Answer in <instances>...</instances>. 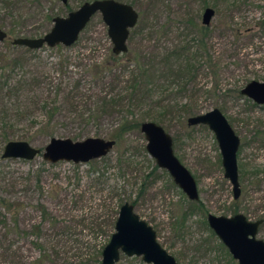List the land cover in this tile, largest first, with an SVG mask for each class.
<instances>
[{
  "label": "rangeland",
  "instance_id": "1",
  "mask_svg": "<svg viewBox=\"0 0 264 264\" xmlns=\"http://www.w3.org/2000/svg\"><path fill=\"white\" fill-rule=\"evenodd\" d=\"M85 1L91 0H68L66 4L58 0H3L0 26L7 30L16 21L15 34L39 37L50 29L49 17L66 16ZM117 1L138 11V26L147 27L156 18L171 23L172 33L192 22L201 24L204 9H214L205 38L213 64L204 62L198 78L201 84L210 86L215 80L211 74L214 70L217 86L210 96L199 101H204L201 112L218 108L240 139L239 198L233 199L231 184L224 178L214 134L205 125L188 126V116L182 112L171 114L159 125L171 135L174 155L194 177L199 203L190 204L168 172L156 165L145 150L146 141L140 131L125 134L115 140L107 155L86 163H50L41 154L31 160L3 159L1 153L10 140H24L43 151L51 138L34 133L35 127H28V120L18 117L16 109L27 103V91L20 93V100L16 96L8 100V87L4 90L0 87V198L24 200L29 212L26 222L38 220L35 206L43 203L57 218L58 232L63 230L66 239L61 234L60 237L64 239V254L70 258L84 251L85 240L86 247L91 239L103 247L114 229L108 228L97 236L101 233L99 226L106 224L111 209L118 210L119 201L135 200L134 212L154 229L157 241L178 264H237L209 228L206 216L242 213L251 221L263 219L257 238L264 240V105H257L240 93L251 80L264 82V0ZM190 33L195 34V30L190 29ZM133 45H142L140 35L128 38L127 46ZM25 48L8 41L0 43V56L22 59L20 67L10 73L13 77H37L41 73L56 76L59 53L100 60L112 52V43L101 15L96 13L67 49L59 51L44 46L30 52ZM68 69L70 74L79 73V67ZM27 90L31 93L30 88ZM182 98L183 103L188 96ZM35 107L34 103L25 105L27 109ZM90 136L111 139L106 132L86 135ZM149 172L150 177L146 178ZM64 254L60 256L66 257ZM138 260L134 264H140ZM118 264L127 263L121 256Z\"/></svg>",
  "mask_w": 264,
  "mask_h": 264
},
{
  "label": "trees",
  "instance_id": "2",
  "mask_svg": "<svg viewBox=\"0 0 264 264\" xmlns=\"http://www.w3.org/2000/svg\"><path fill=\"white\" fill-rule=\"evenodd\" d=\"M10 24L12 28L7 30L0 27L12 39L19 37L20 34H15L18 23ZM187 28H177L172 33L171 23L167 21L154 18L147 27L138 26L137 22L129 38L140 35V47L130 46L120 55L111 52L100 60L59 53L56 76L41 73L37 77H13L10 73L20 67L21 57L0 56L3 72L0 87H8V100L14 96L20 100V93L27 91L25 105L34 103L36 107L27 109L24 105L16 110L18 117L28 120V127H35L34 133L78 140L90 132H106L117 140L127 133L139 132L143 121L159 124L176 112L187 116L201 113L204 101H199L200 98L216 90L214 70L211 74L215 80L210 86L201 84L198 78L204 62L213 64L205 41L207 27L192 22ZM62 48L67 49L61 45L50 49L61 51ZM70 67H79V73L70 74ZM185 96L188 98L182 103ZM124 202L119 201L120 206ZM0 208L4 210L0 211V264H101L103 247L96 239L87 240V247L86 240L83 241L84 251L78 257L64 254V239L60 237V234L64 236L63 230L58 232L57 218L43 203L35 206L38 220L33 222L25 221L29 212L24 200L3 197ZM110 212L106 224L99 226L101 233L97 236L106 233L108 228L114 229L118 210L113 208ZM30 251L35 253L32 255ZM62 252L66 257L60 256ZM122 259L134 264L139 258L122 255ZM138 261L145 264L141 259Z\"/></svg>",
  "mask_w": 264,
  "mask_h": 264
},
{
  "label": "water",
  "instance_id": "3",
  "mask_svg": "<svg viewBox=\"0 0 264 264\" xmlns=\"http://www.w3.org/2000/svg\"><path fill=\"white\" fill-rule=\"evenodd\" d=\"M66 4L68 0H58ZM107 28V36L112 43V53L120 55L127 52L130 31L136 26L139 14L130 4L117 0H91L83 2L76 10L66 16H54L50 29L39 37H16L11 40L14 46H23L38 50L61 45H73L96 14ZM214 9L206 7L201 24L208 26L214 16ZM7 33L0 27V43ZM240 93L257 105H264V82L251 80L241 88ZM188 126L205 125L214 134L223 167L224 178L231 184L233 199L241 193L237 150L240 139L226 117L218 108L190 115L186 119ZM139 131L145 138V150L156 165L168 172L173 182L190 201H198L197 184L190 171L173 153V140L164 128L153 122L143 121ZM115 140L103 137H86L80 140L51 137L41 151L24 140H10L3 148V159L31 160L41 154L45 161L56 163L67 161L86 163L107 155L114 147ZM207 224L221 243L227 248L237 264H264V240L257 238L262 219L248 220L242 213L232 216H216L208 213ZM139 257L145 264H178L157 241L154 229L133 210V205L124 202L118 209L114 231L101 250V264H116L121 256Z\"/></svg>",
  "mask_w": 264,
  "mask_h": 264
},
{
  "label": "flooded vegetation",
  "instance_id": "4",
  "mask_svg": "<svg viewBox=\"0 0 264 264\" xmlns=\"http://www.w3.org/2000/svg\"><path fill=\"white\" fill-rule=\"evenodd\" d=\"M3 30H4V29H3ZM19 37H29V36H19ZM10 38H11V37L7 34V38H6L4 41H8L9 43H11V40H12V39L10 40ZM4 41H3V42H4ZM11 45H12V44H11ZM239 184H240V183H239ZM240 190H241V189H240ZM240 194H241V193H240ZM189 201H190V200H189ZM257 220H258V219H257ZM262 223H263V219H262ZM259 227H260V226H259Z\"/></svg>",
  "mask_w": 264,
  "mask_h": 264
}]
</instances>
